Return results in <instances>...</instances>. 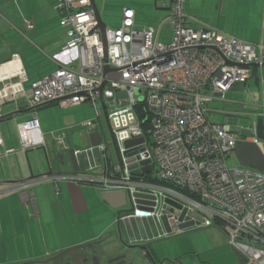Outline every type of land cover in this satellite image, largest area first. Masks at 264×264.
<instances>
[{
	"label": "built area",
	"instance_id": "1",
	"mask_svg": "<svg viewBox=\"0 0 264 264\" xmlns=\"http://www.w3.org/2000/svg\"><path fill=\"white\" fill-rule=\"evenodd\" d=\"M183 2L170 0L172 38L163 43L154 29L134 28L130 9L123 10L119 28H104L102 35L90 0H59V26L68 39L62 50L76 52L75 65L61 66L26 86L21 59L11 55L0 65L12 66L0 73V118L3 104L21 98L33 110L49 104L67 109L87 103L96 118L78 128L93 133L101 128V105L116 162L102 137L97 146L73 150L77 162L83 156L94 158L96 152L104 165L101 175L73 179L100 193L126 195L130 210L117 214L116 222L141 221L147 231L144 238L130 235V244L179 235L187 224H216L242 264H264V174L240 166L229 169L226 164L239 141L257 145L264 155L257 137V120L264 125V13L260 39L250 43L214 28L188 26ZM253 78L261 87L262 104L251 137H240L241 129L229 122L233 114H225L221 125L211 123L207 104L223 102L237 85L249 92ZM142 108L148 116L141 121ZM17 132L23 152L45 146L35 112L17 125ZM50 136L66 148L65 138ZM138 140L142 143L125 147V142ZM11 153L13 149L4 151Z\"/></svg>",
	"mask_w": 264,
	"mask_h": 264
},
{
	"label": "crops",
	"instance_id": "2",
	"mask_svg": "<svg viewBox=\"0 0 264 264\" xmlns=\"http://www.w3.org/2000/svg\"><path fill=\"white\" fill-rule=\"evenodd\" d=\"M58 2L59 0H15L14 3L13 0H0V65L7 62L11 55L18 54L28 78L26 86L53 73L61 66L75 65L73 60L76 58V52L62 50L68 39L65 30L59 26L61 14L56 9ZM98 2L104 12L109 6L118 15V26L111 29L119 28L123 10L130 9L134 12L136 30L152 28L157 33V39L160 42L168 43L171 40L172 34L162 30L166 22L170 24V0H98ZM207 3L215 10H219L223 8L225 0H207ZM206 8L205 6V10ZM183 9L189 18L188 26L220 29L217 18L216 21L213 19L207 21L202 18V0H184ZM259 11L260 4L256 21H259ZM263 13L264 3L262 16ZM249 16H252V12ZM27 23L32 27L28 28ZM249 30L252 29L249 28ZM260 32L253 29L249 37L246 36L243 41L257 43L260 39ZM11 67V65L1 66L0 73L6 72ZM253 83L261 92V87L255 78H253ZM86 105L90 106L80 104L67 109H59L57 105L49 104L33 110L26 106L24 98L2 105V117L0 118V264H37L52 254L103 239L99 237L101 233H98L83 241H78L79 232L75 225L78 215L70 209L69 205H66L74 197L71 191L75 189L82 192L84 198L89 194L94 195L95 192L94 186L76 182L73 177L83 176L94 179L98 177L96 173L100 174L104 169L103 163L98 162L96 152L94 158L87 160L84 157L83 160L76 162V171L73 170L69 159V151L82 149L81 144L85 138L88 139V136L96 133L100 137V142L103 137L99 129L93 133H87L78 128V119L74 114L79 108L86 109ZM46 108H51V110H41ZM33 112L37 119L38 114L41 115L38 121L39 131L45 146L23 152L17 125L29 120ZM49 112L55 114L54 122L53 118H48ZM49 119H52V122ZM50 133L56 136L59 134L60 137L65 138L66 148L62 149L57 146ZM51 147H54L57 153L50 152ZM42 148L44 152L41 151ZM6 149H13L14 153L4 155ZM18 183H25L27 187L14 188L13 186ZM11 187L14 189H10ZM104 203L107 205L106 202ZM58 221L66 223L65 230L62 235L58 234L60 240L51 246L47 241V226H53ZM125 227L127 228V240L131 236L141 237L142 234L145 237L147 232L141 221L127 222ZM117 231L121 236L118 228ZM158 242L148 244L147 247H137V249L125 247V256L131 258L130 261L133 260V256H140L141 262L150 264L146 254L142 251L146 248L145 251L152 255V258H166L153 246ZM113 245L114 249L118 247L117 243ZM182 254L187 257L184 264L201 260L200 253L184 252L179 254L174 264L178 262L182 264L181 261L184 258L180 257Z\"/></svg>",
	"mask_w": 264,
	"mask_h": 264
},
{
	"label": "rangeland",
	"instance_id": "3",
	"mask_svg": "<svg viewBox=\"0 0 264 264\" xmlns=\"http://www.w3.org/2000/svg\"><path fill=\"white\" fill-rule=\"evenodd\" d=\"M13 2L15 3V0H13ZM263 3L264 0H225L223 8L215 10L213 7H210L207 0H202V18L207 19V21L212 19L216 21L217 18L220 29H216L219 32L243 40L246 39V36L249 37L253 29L256 30V32L261 30V12ZM95 4L104 25L107 28L117 27L118 15L114 13L109 6L105 8L106 12H104L103 7L100 5L98 0H96ZM259 4V21H256ZM205 6L207 7L206 10ZM250 12H252V16H249ZM246 19L247 22H245ZM249 28L252 30H249ZM162 30L168 31L172 34L169 22H166L163 25ZM248 85L250 86L249 92L244 91V85H237L225 95V100L223 102L213 101L207 104V118L211 123L221 125L224 123V114H233L234 118H229V122L233 123L236 128L241 129L240 137L242 138L251 137L252 134L250 129L255 115L261 111L259 105L262 104V96L258 86L254 85L253 81H249ZM86 107L88 110H81L79 108L76 114H74V116L76 115L78 119L77 126L86 120H94L96 118L94 109L91 106L86 105ZM41 110L48 111L51 110V108ZM99 110L100 117L98 121L101 125V129L99 127L98 128L99 131L103 133V143L107 146V150L112 158V161L115 163V146L109 134L105 118V110H103L101 105H99ZM50 117L53 118L54 122L55 114H53V112L48 113V118ZM40 119L41 115L38 114V121ZM49 121L52 122V119H49ZM260 143L262 144V151L264 153V140H261ZM41 151L44 152V148H42ZM50 152L57 153L54 147L50 148ZM226 164L229 169L239 167L234 156L227 158ZM96 174L98 176L101 175L99 173ZM94 188L96 193L94 192V195L89 194L86 198L82 196V192L78 191V189L71 191V195L74 197L66 204L69 205L70 209H73V211L78 215L75 222L79 232L78 241H83L85 238H89V236L101 233L99 237H102L103 239L106 238L107 245H111L110 248L114 247V243L125 247L128 241L125 224L120 223L119 231L122 238L120 240L118 237L119 234L117 231L116 219L117 214L120 213L121 215H125L128 213L130 205L127 204L118 210H112L99 198L100 193L96 187ZM98 202L105 207H101ZM65 225V222L58 221L53 226H47V241L51 246L60 240V236L58 234L62 235L63 230H65ZM150 231L155 233V227H151ZM153 246H155L156 249L166 257L167 264H174V260L177 261L179 254L184 252L200 253L201 260L198 262L196 261L195 263L190 261L189 264H237L236 259L231 252V248L228 245L224 231L222 232L216 224H213L210 227L203 226V224L192 226L184 231H181L179 235L176 233L174 235H169V237L164 238L163 241L158 242ZM20 255L22 254L20 253ZM180 257H184V254ZM132 258V261L135 260L136 262H140V264H144L143 261H140V256H133ZM186 258L187 257L182 258L183 261L180 260L182 264H184Z\"/></svg>",
	"mask_w": 264,
	"mask_h": 264
},
{
	"label": "water",
	"instance_id": "4",
	"mask_svg": "<svg viewBox=\"0 0 264 264\" xmlns=\"http://www.w3.org/2000/svg\"><path fill=\"white\" fill-rule=\"evenodd\" d=\"M91 8L94 11L97 23H98V29L100 30L101 34L103 35V30L105 28L104 24L101 22L100 16L97 12L95 0H90ZM264 125L262 119L257 120V137L259 140H264ZM100 142V137L98 134L94 133L91 136H88V139H84V142L82 145V150L87 149L90 145L96 146ZM142 143V140H138L135 142H125V147H131L133 145H137ZM95 153V152H94ZM69 159L73 166V170L76 171V162L77 158L73 156V150H70L69 153ZM233 156L235 157L238 165L240 167L249 168L256 170L260 173L264 174V155L262 154L260 148L252 143H246L239 141L236 144V147L233 151ZM86 156H83V158ZM148 171V168L145 169V172ZM100 198L107 203V205L112 210H118L124 206L127 205V198L126 195L123 192H104L100 194ZM192 224H187L181 226V229H186L191 227ZM144 254H146L147 260L150 264H155L154 260L152 259L151 255L145 251V249L142 250ZM232 254L234 255L237 264H242V259L239 255V253L233 249H231Z\"/></svg>",
	"mask_w": 264,
	"mask_h": 264
},
{
	"label": "flooded vegetation",
	"instance_id": "5",
	"mask_svg": "<svg viewBox=\"0 0 264 264\" xmlns=\"http://www.w3.org/2000/svg\"><path fill=\"white\" fill-rule=\"evenodd\" d=\"M119 227L120 223H117V228L119 229ZM118 237L121 240V236ZM141 237L144 238L143 234ZM162 240L164 239H154L141 244H130L128 241L125 247L137 249V247H147L148 244L156 243ZM110 246L111 245H107L106 238L99 239L81 246H76L74 248L52 254L37 264H140L135 260L133 262L130 261L131 258H127L125 256V247L118 245V247L115 249H109ZM152 259L154 260L155 264H167L166 258L156 259L153 257Z\"/></svg>",
	"mask_w": 264,
	"mask_h": 264
},
{
	"label": "trees",
	"instance_id": "6",
	"mask_svg": "<svg viewBox=\"0 0 264 264\" xmlns=\"http://www.w3.org/2000/svg\"><path fill=\"white\" fill-rule=\"evenodd\" d=\"M140 106H142V105H140ZM140 112H143V114H141V115L139 116L140 119H141V121L147 119L148 114H147V112H146L145 110H143V108L140 109ZM146 125H147V124H145V127H147Z\"/></svg>",
	"mask_w": 264,
	"mask_h": 264
}]
</instances>
